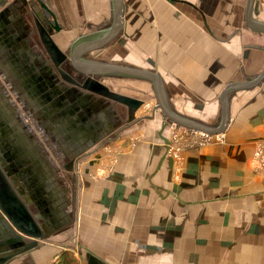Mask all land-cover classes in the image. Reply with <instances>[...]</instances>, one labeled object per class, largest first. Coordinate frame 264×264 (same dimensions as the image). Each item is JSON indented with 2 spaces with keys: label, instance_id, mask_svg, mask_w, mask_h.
<instances>
[{
  "label": "crops",
  "instance_id": "0c3cea01",
  "mask_svg": "<svg viewBox=\"0 0 264 264\" xmlns=\"http://www.w3.org/2000/svg\"><path fill=\"white\" fill-rule=\"evenodd\" d=\"M27 1L0 0V165L50 235L22 238L35 242L29 248L8 245L0 251V264H126L128 247L116 249L108 235L100 234L106 236L100 243L67 247L68 238L52 237L63 235L76 219L84 231L97 228L100 220L105 227L122 222L130 204L144 194H166L185 204L181 193L215 185L223 188L221 199L264 197V178H255L249 166L253 149L264 141V78L256 83L264 70V0H253L250 8L248 0H123L119 35L80 56L156 72L171 110L211 128L220 125L221 96L232 86L225 143L188 151L184 178L174 190L166 187L172 162L165 154L172 122L161 107L153 118L142 106L129 121L126 105L66 81L40 37L37 22L48 23L42 4L62 26L53 33L57 46L69 51L77 38L111 24L113 0ZM65 66L77 74L72 62ZM103 80L110 87V80H120L121 86L112 89L141 100L152 94L158 103L149 80ZM139 131L162 150L145 143L130 147V136ZM114 142L127 153L113 178L96 181L84 175L85 169L95 170L102 148ZM218 173L220 185L213 180Z\"/></svg>",
  "mask_w": 264,
  "mask_h": 264
},
{
  "label": "rangeland",
  "instance_id": "374dc122",
  "mask_svg": "<svg viewBox=\"0 0 264 264\" xmlns=\"http://www.w3.org/2000/svg\"><path fill=\"white\" fill-rule=\"evenodd\" d=\"M110 83L114 88L121 86L120 80H110ZM142 100L151 106L157 104L152 94H147ZM143 112L155 118L159 109H145ZM168 128L169 138L172 139L179 132L183 140L177 142L173 149L169 150L168 146L165 148L166 158L172 162L166 187L167 190L170 187L174 190V184L178 185L184 178L185 154L191 150L223 144L226 137L221 141L216 137L203 141L189 130L175 128L178 131L174 132L171 124ZM147 136L144 131L135 133L129 138V146L145 143L151 146V150L161 151L160 143ZM125 153L126 146L115 142L105 145L93 161L95 170L88 172L89 169H85L84 175L96 181L111 180ZM252 154L250 171H253L255 178H264V170H255ZM151 158L147 156L145 160L150 161ZM85 163L87 161L79 165ZM219 176V173L213 176L218 185L221 184ZM251 179L255 180L253 177ZM257 185L260 183L257 182ZM222 190L210 185L193 194L181 193L185 204L166 194H162L161 198L155 192L144 194L141 201L130 204V212L122 222L105 227L104 221L100 220L97 228L89 227L88 231H84L82 222L76 219L63 235H54L52 238H68L71 242L65 245L67 247L73 242L100 243L106 237L100 234L108 235L116 241V249L128 247L126 264H264V197L221 199L224 197ZM79 193L82 196V190Z\"/></svg>",
  "mask_w": 264,
  "mask_h": 264
},
{
  "label": "water",
  "instance_id": "95a60500",
  "mask_svg": "<svg viewBox=\"0 0 264 264\" xmlns=\"http://www.w3.org/2000/svg\"><path fill=\"white\" fill-rule=\"evenodd\" d=\"M22 1L28 4L27 0ZM6 2V0H4ZM253 0H248V7L252 6ZM42 4V3H41ZM114 18L106 29L93 32L77 38L70 46L69 51L60 50L54 38V32H60L62 26L59 25L53 11L42 4L48 17V23L44 25L37 22L41 40L51 55L54 64L61 76L68 82L101 97L126 105L128 109V120L134 119V115L139 107L144 103L143 100L128 96L112 89L104 82L105 77L110 76H126L146 79L154 84L158 96L157 107H161L164 117L170 122L177 123L190 129L205 131L209 134H219L225 131L226 124L229 120V109L227 95L232 86L226 88L222 93V116L220 125L216 128L201 124L189 118H185L173 112L168 104L167 94L163 87L161 77L151 70L137 69L130 66H123L111 63H104L95 60H80V56L94 52L103 48L112 42L121 32L123 28V0H113ZM264 30V26L261 27ZM101 39L99 41L98 39ZM92 40V41H91ZM72 62L73 67L77 71L72 76L67 71L66 63ZM81 61V65L79 62ZM264 78V70L257 77L256 83ZM168 141V140H167ZM0 251L7 250L8 245L12 248H29L35 242H24L22 238H46L50 232L46 225L40 223L36 216L29 211L22 196L18 193L16 187L10 178L4 172L0 165ZM10 257V254L3 256L1 261Z\"/></svg>",
  "mask_w": 264,
  "mask_h": 264
},
{
  "label": "built area",
  "instance_id": "2783aa9c",
  "mask_svg": "<svg viewBox=\"0 0 264 264\" xmlns=\"http://www.w3.org/2000/svg\"><path fill=\"white\" fill-rule=\"evenodd\" d=\"M143 106H144V109H152L153 111L154 110L156 111L159 109V107H157V105L151 106V104H149V103H144ZM171 128H172V130L173 129L175 130L174 132L178 131L175 128L184 129L186 131L189 130V131L193 132L197 136L198 139H203V141H205V140L209 141V139H212L214 137H216V139H218V141H221V139L224 137V134H222V133L209 134L205 131L190 129V128H187L185 126H181L177 123H174V122L171 123ZM180 136L181 135L179 134V132H177L175 137H173L172 139L169 138L168 143H167L169 150L173 149V146H175V144H177V142L183 141L182 138H180ZM252 163H253L256 171L264 170V141L257 143V145L253 151V154H252Z\"/></svg>",
  "mask_w": 264,
  "mask_h": 264
},
{
  "label": "bare ground",
  "instance_id": "6f19581e",
  "mask_svg": "<svg viewBox=\"0 0 264 264\" xmlns=\"http://www.w3.org/2000/svg\"><path fill=\"white\" fill-rule=\"evenodd\" d=\"M160 110V109H159Z\"/></svg>",
  "mask_w": 264,
  "mask_h": 264
}]
</instances>
